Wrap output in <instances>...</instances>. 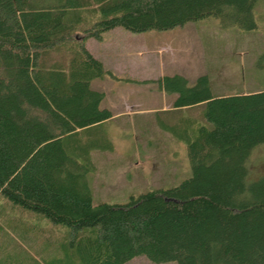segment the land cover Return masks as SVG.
Listing matches in <instances>:
<instances>
[{
    "label": "trees",
    "instance_id": "1",
    "mask_svg": "<svg viewBox=\"0 0 264 264\" xmlns=\"http://www.w3.org/2000/svg\"><path fill=\"white\" fill-rule=\"evenodd\" d=\"M255 1L0 0V199L67 230L53 264H264V177L246 180L264 146V90L215 97L204 75L163 76L175 124H156L183 142L190 176L122 204L94 203L88 182L91 152L112 151L100 130L112 116L89 86L110 73L85 42L207 18L251 32ZM3 222L10 264L3 229L16 227Z\"/></svg>",
    "mask_w": 264,
    "mask_h": 264
},
{
    "label": "rangeland",
    "instance_id": "2",
    "mask_svg": "<svg viewBox=\"0 0 264 264\" xmlns=\"http://www.w3.org/2000/svg\"><path fill=\"white\" fill-rule=\"evenodd\" d=\"M252 13L255 29L251 32L222 28L216 19L207 18L165 31L131 33L114 28L103 33L100 41L85 42L91 56L110 73L89 85L103 93L99 108L109 111L115 104L117 109L110 110L120 113L100 126L112 151L91 152L95 170L88 182L94 203L122 204L130 196L170 188L190 176L183 142L156 124L157 117L175 124L171 115L162 113L171 108L175 97L159 89L163 76H181L191 85L204 75L215 97L264 90V0L255 1ZM124 105L142 112L123 113ZM260 177H264V146L254 149L247 161L246 180ZM33 216L0 199V221L16 227L3 229L2 259L9 255L10 264L64 260L58 251L68 243L67 230ZM125 264L156 263L139 256Z\"/></svg>",
    "mask_w": 264,
    "mask_h": 264
},
{
    "label": "crops",
    "instance_id": "3",
    "mask_svg": "<svg viewBox=\"0 0 264 264\" xmlns=\"http://www.w3.org/2000/svg\"><path fill=\"white\" fill-rule=\"evenodd\" d=\"M102 94H103V93H102ZM114 105H115V104H114ZM114 105H112L110 109L116 110L117 107H114ZM123 107H124V109H123ZM123 107H122V109H123V110H122L123 113L128 112L129 114H136V113H138V112H142L141 110H135V111H134L133 109H132V111H131V109H129V108H128L129 106H127V105H124ZM110 109H109V111H110V114H111L112 117H113L114 115L120 114V113H117V112H112ZM127 110H128V111H127ZM161 110H164V107H162ZM146 111L149 112V113L157 112V110H153V111H152V110H146Z\"/></svg>",
    "mask_w": 264,
    "mask_h": 264
}]
</instances>
